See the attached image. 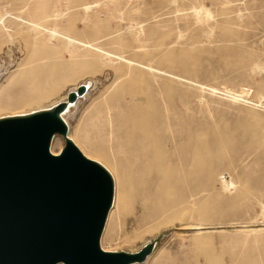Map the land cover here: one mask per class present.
Wrapping results in <instances>:
<instances>
[{"label":"rangeland","instance_id":"1","mask_svg":"<svg viewBox=\"0 0 264 264\" xmlns=\"http://www.w3.org/2000/svg\"><path fill=\"white\" fill-rule=\"evenodd\" d=\"M158 1L122 0L117 7L119 11L116 10L121 19L117 16L107 18L98 12L97 36L89 35L79 19L74 20L70 33L110 51L118 50L107 43L105 37L99 36L108 33L118 37L130 46L121 54L132 62L147 63L163 71L166 77L153 75L151 84L164 83L173 86L175 91L170 94L168 112L161 106L160 133L172 132L177 139L185 131L180 125L182 117L177 97L185 94L189 99L186 118L189 129L184 133L193 135L195 129L204 131L207 140L203 151L205 163L216 170L204 179L191 178L190 210L181 220L174 219L172 223L165 222L163 218L140 221L135 215L124 212L121 196L114 189L110 208H113V215L107 225L108 213L100 245L108 251L133 252L157 237L152 253L140 264H264V175L260 173L264 170V157H261L264 152V0H201L198 4L205 3L211 14L208 20L201 21L190 15L195 4L193 0ZM229 3L234 6L230 7ZM237 12L242 15L239 17L241 20L237 18ZM224 19L231 21L236 33L223 31ZM140 25H143L141 32ZM149 26H154L155 32L148 34ZM130 29L142 33L140 41L135 43L131 40ZM180 47L195 48L191 53H196L197 59H187L185 69L159 63L158 57L166 48ZM67 56L60 53L64 60ZM31 59L22 44L17 42L16 45V41L12 45L1 44L0 90L14 83L16 90H24L25 98L33 96L37 90L42 94L43 88L48 86L35 88L37 80L34 77L21 83L14 80L23 67L27 69L28 64L25 63ZM256 63L263 69L254 68ZM115 67L116 63L94 71L87 66L80 67L74 75L63 80L50 97L17 109L0 108V116L50 107L65 99L66 93L78 84L88 82L90 86L85 97L79 98L71 111L65 114L67 135L85 156L101 163L112 175L108 164L86 153L87 148L78 140L80 135H87L92 144L124 160L120 130L111 132L108 119L121 109L125 98L113 102L110 112L104 109L97 112L119 85L125 80L130 82L131 72L127 74L129 79L123 78ZM136 82L143 84L140 78ZM199 83L213 87L215 93L197 89L195 86ZM20 96L21 93L15 100ZM199 99L201 103L198 104ZM245 102L251 103L252 108ZM245 123L257 127L251 148L245 146L249 141L243 127ZM209 126L216 133L211 132ZM55 137L58 144L54 151L60 150L64 143L60 135ZM52 144L53 141L50 147ZM223 154L231 155L230 160H220ZM245 154L249 155L248 160ZM253 160L258 165L254 166Z\"/></svg>","mask_w":264,"mask_h":264},{"label":"bare ground","instance_id":"2","mask_svg":"<svg viewBox=\"0 0 264 264\" xmlns=\"http://www.w3.org/2000/svg\"><path fill=\"white\" fill-rule=\"evenodd\" d=\"M121 1L0 0V45H12L16 41V45L17 42L22 44L26 50V55L32 57L31 60L25 63V65L28 64L27 69L23 67L20 73L14 77V80L21 83V81H28L34 77V80H37L35 88L48 86L43 88L45 91L42 94L37 90L38 94L26 98L23 96L24 90H21L22 88L16 90L14 83L9 85L8 88L4 87L0 90V108L17 109L25 104L36 103L44 97H50L59 88L63 80L74 75L83 66H87L89 70L94 71L98 67L111 66L116 63V71L121 73L123 78H128L127 74L131 72L130 82L128 83L125 80V83L119 85L109 95L107 102H103L97 110L99 113L104 109L108 113L113 102L118 101L119 98H125L121 109L115 114L111 113L112 116L108 119L111 132L120 130L121 135L119 136L121 137L124 160L109 155L92 144L87 135H80L78 142L87 148L86 153L102 159L113 171L114 189L121 196L124 212L135 215L140 221L163 218L165 222L172 223L174 219L181 220L190 210L191 178L204 179L216 170L205 163L203 151L207 145V140L204 131L195 129L193 135L184 133L189 129L186 124L189 110L188 97L185 94L177 95L180 100V115L182 117L180 125L185 131L177 139H175L172 132L161 134L159 121L161 106L168 112L169 97L175 91V88L164 83L152 85L150 77L153 75L156 78L166 77L163 71L161 72L160 69L147 63L132 62V59L121 54L124 49L130 48V46L118 37L114 38L108 33L99 36L105 37V41L112 44L116 48L115 50H118L110 51L70 33L74 20L79 19L89 35L97 36L99 29L95 28V25L99 22L97 18L99 13H104L107 18L116 17L119 15L116 14V10L119 11L117 7H119ZM168 1L176 2V0H159L158 2ZM193 1L195 4L194 7L192 6L193 11L190 15L198 21L208 20L211 15L209 8L204 6L205 3L203 5L198 4L201 0ZM228 5L231 7L233 4L230 5L229 3ZM16 9L18 11H15ZM240 16L242 18V15L237 12V18ZM118 18L121 19V17ZM241 18L239 19L241 20ZM141 26L143 27V25L137 26L140 32L142 30ZM222 28L226 34L236 33V30L231 26V21L227 19L223 20ZM155 30L154 26H149L147 33L151 34ZM128 31L131 34L130 37L132 36V41L136 43L141 40L140 35L142 33L132 31V29ZM135 46L137 47L138 44ZM166 50L163 54L160 53L158 57L159 63L166 66L175 67L178 65L185 69L187 59L191 61L197 59L196 53H191V51L195 52V48L180 47L177 49L171 48V50L166 48ZM61 52L68 55L66 60L60 57ZM117 62L120 63L119 66ZM254 68L263 69L257 63ZM138 78L142 80L143 84L136 82ZM83 84H86L89 88L87 82H83ZM195 87L215 93V89L211 86L206 87L204 84L199 83ZM20 93L21 96L15 100ZM233 99L236 100L235 97ZM61 100H64V98ZM197 103H201L200 99ZM245 103L252 108L251 103ZM74 105L75 103L68 107L63 114L66 123L65 114L69 113ZM243 127L249 139L245 142V146L251 148L257 136V132H255L257 127L255 124L250 125L249 123H245ZM209 129L211 132L216 133L212 127L209 126ZM52 141L51 152H59V149L53 150L58 144L55 136ZM245 155V159L248 160L249 155ZM261 157H264V152ZM230 158L231 155L223 154L220 160H230ZM256 162L253 160L252 164L254 166L258 165ZM260 173L264 175V170ZM135 204H137V207ZM109 211L107 225L112 219L113 208ZM252 231L254 230H247V232Z\"/></svg>","mask_w":264,"mask_h":264},{"label":"water","instance_id":"3","mask_svg":"<svg viewBox=\"0 0 264 264\" xmlns=\"http://www.w3.org/2000/svg\"><path fill=\"white\" fill-rule=\"evenodd\" d=\"M87 88L80 83L50 107L0 116V264H140L158 242L133 252L100 245L113 177L79 150L63 118ZM57 134L64 143L52 153Z\"/></svg>","mask_w":264,"mask_h":264}]
</instances>
